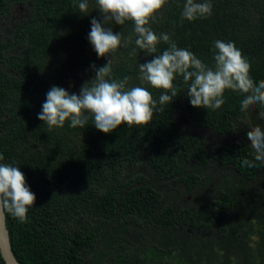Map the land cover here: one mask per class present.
I'll return each mask as SVG.
<instances>
[{
  "label": "trees",
  "instance_id": "obj_1",
  "mask_svg": "<svg viewBox=\"0 0 264 264\" xmlns=\"http://www.w3.org/2000/svg\"><path fill=\"white\" fill-rule=\"evenodd\" d=\"M74 3L76 6L74 7ZM0 0V20L17 5L29 16L0 34V163L16 162L35 193L28 220L6 214L13 251L22 264H264V165L244 166L251 141L235 128L258 124L264 105L241 112L244 96L226 90L217 110L194 107L181 90L147 125L121 124L110 133L89 119L84 128L51 132L38 118L53 85L79 94L104 66L88 39L101 13L89 0ZM184 0H168L151 27L172 34L211 65L213 42H235L264 80V0H212V15L195 21L180 14ZM180 5V7L177 6ZM126 37L133 22L107 25ZM134 43L118 49L115 77L140 85V63L153 56ZM167 45L161 43L163 51ZM72 83L71 88L65 86ZM148 88L158 101L162 89ZM184 88L187 86L184 85ZM251 130V129H250ZM206 131L217 137L210 139ZM132 169L126 181L123 170ZM236 210V212L234 211ZM85 219L95 225L82 226ZM0 264H6L0 251Z\"/></svg>",
  "mask_w": 264,
  "mask_h": 264
},
{
  "label": "clouds",
  "instance_id": "obj_2",
  "mask_svg": "<svg viewBox=\"0 0 264 264\" xmlns=\"http://www.w3.org/2000/svg\"><path fill=\"white\" fill-rule=\"evenodd\" d=\"M101 16L91 20L88 39L98 57L108 56L104 66L92 65L95 77L85 82L79 94L70 93L65 88L53 85L47 93L46 101L38 118L44 122L48 131L63 128L66 122L71 128H84L91 118L95 127L104 133H110L121 124L128 127L147 125L154 113L164 111L163 107L173 101L178 92L177 80L181 90H186L190 103L194 107L217 110L225 103L226 90L240 93L241 112L249 111L251 106L264 105V80L254 81L251 62L235 42L217 39L213 42L211 65L198 58L190 49L181 48L172 39V34H157L151 27L157 22L156 13L168 3V0H95ZM76 4L74 3V7ZM180 7L179 4H177ZM79 12L89 13V0H79ZM212 0H184L180 14L181 24L184 20L195 21L212 15ZM133 22V34L124 36L115 33L114 22L124 25ZM135 45L129 53L137 55V48L154 58L140 63V85L129 86L131 77H115L113 58L118 49ZM167 45L163 51L158 45ZM162 89L158 101L153 98L148 88ZM187 87L184 88L183 86ZM258 118L264 120V109ZM247 138L254 160L245 158L244 166L255 168L256 162L264 165V128L258 124L249 125ZM5 157L0 154V161ZM36 195L26 183L25 175L16 162L0 163V210L10 214L20 223L28 220L29 209L35 204Z\"/></svg>",
  "mask_w": 264,
  "mask_h": 264
},
{
  "label": "rangeland",
  "instance_id": "obj_3",
  "mask_svg": "<svg viewBox=\"0 0 264 264\" xmlns=\"http://www.w3.org/2000/svg\"><path fill=\"white\" fill-rule=\"evenodd\" d=\"M30 13V7L28 6H23V5H17V10H15V13L13 15H11L10 17H6L3 18L2 20H0V34L7 36L9 34V28L12 25V22L14 19L16 20H20L23 18H26L27 16H29ZM65 86L68 88H71L73 86L72 83H66ZM250 131L249 128H246L245 126H243L242 124H240L238 126V130L237 128H235V135L234 138L239 136V138L242 137H247V132ZM206 134L208 135V137L210 139L217 137L222 141H225L226 139L223 137H220L219 135H217L214 132H209L206 131ZM248 139V138H247ZM132 169H127V170H123L122 173L120 174V178H124L125 181L130 178L131 174L130 171ZM82 226H91V225H95V223H91L90 219H85L83 221V223L81 224Z\"/></svg>",
  "mask_w": 264,
  "mask_h": 264
},
{
  "label": "water",
  "instance_id": "obj_4",
  "mask_svg": "<svg viewBox=\"0 0 264 264\" xmlns=\"http://www.w3.org/2000/svg\"><path fill=\"white\" fill-rule=\"evenodd\" d=\"M0 251L6 264H22L13 251L6 214L3 210H0Z\"/></svg>",
  "mask_w": 264,
  "mask_h": 264
},
{
  "label": "flooded vegetation",
  "instance_id": "obj_5",
  "mask_svg": "<svg viewBox=\"0 0 264 264\" xmlns=\"http://www.w3.org/2000/svg\"><path fill=\"white\" fill-rule=\"evenodd\" d=\"M236 212V210H234Z\"/></svg>",
  "mask_w": 264,
  "mask_h": 264
}]
</instances>
